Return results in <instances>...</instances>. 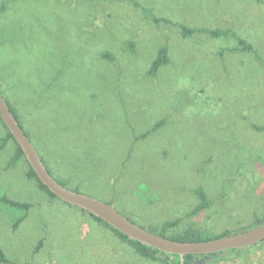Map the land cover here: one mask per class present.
Segmentation results:
<instances>
[{"label":"rangeland","instance_id":"obj_1","mask_svg":"<svg viewBox=\"0 0 264 264\" xmlns=\"http://www.w3.org/2000/svg\"><path fill=\"white\" fill-rule=\"evenodd\" d=\"M182 26L230 30L259 59ZM164 45L170 63L151 77ZM0 90L56 179L147 230L264 217V0H0ZM15 150L0 148V197L32 207L15 226L25 213L0 205V264H162L50 198L25 159L8 166ZM200 187L209 207L190 215ZM206 264H264V244Z\"/></svg>","mask_w":264,"mask_h":264},{"label":"water","instance_id":"obj_2","mask_svg":"<svg viewBox=\"0 0 264 264\" xmlns=\"http://www.w3.org/2000/svg\"><path fill=\"white\" fill-rule=\"evenodd\" d=\"M0 118L17 145L21 148L26 161L38 176L40 182L58 199L97 217L133 240L166 254L178 255L181 264H185V257L188 255L217 254L248 248L264 241V223L243 233L204 242H180L153 233L121 214L113 205L72 190L59 183L44 164L1 91Z\"/></svg>","mask_w":264,"mask_h":264},{"label":"trees","instance_id":"obj_3","mask_svg":"<svg viewBox=\"0 0 264 264\" xmlns=\"http://www.w3.org/2000/svg\"><path fill=\"white\" fill-rule=\"evenodd\" d=\"M146 15H147V17L149 19L154 21L156 24H159L161 21L168 22V21H166L164 19L160 21L156 17L151 16L149 12H146ZM181 32H182L183 37H185V38H187L189 36H192L196 32H200V33H203V34H208L209 36H211L213 38H220V37L234 38V39L237 40V43H238L237 47L226 49V51L229 50L232 53H235V52H248V53H251V54H255L257 59H259L255 47L252 44L248 43L246 40L239 38L234 32H232L230 30H224V31H222V30H208V29H205V28L189 29V28H186V27L182 26ZM105 56L110 58V59L113 58L111 55H109L107 53L105 54ZM169 63H170V57H169L168 48H167V45H164L162 48L159 49L156 58L153 60L151 66H150L148 74L151 77L157 76V74L160 71V69L162 67L168 65ZM6 101L8 102L9 106L11 107V110H12L13 114L15 115V117L17 118V120L19 121L20 125L24 129L22 121L19 118L16 109L14 108V106L7 99H6ZM0 123L7 130V128L5 127V125L2 122L1 118H0ZM255 128L257 130H259V131H263L264 130L263 127H255ZM24 131H25L27 137L30 139V134L25 129H24ZM9 140H12L15 143V145H16L15 153L10 158V160L8 162V166L12 167V166H15L19 162L20 159H22V158L25 159V157H24V154H23L21 148L17 145V143L15 142L14 138L12 137L11 133L8 130H7V136L4 139L0 140V142H1L0 148H3L4 145L6 144V142L9 141ZM42 160H43V162L45 164V161H44L43 158H42ZM50 173L52 174L51 171H50ZM27 178L29 180L36 181L39 189L41 191L45 192L50 198L59 200L54 194H52L47 189L46 186H44L40 182V180L38 179V176L34 173V171L31 169L30 166H29V172L27 173ZM56 180L59 183H61L63 186L67 187L66 183L64 181H59L58 179H56ZM75 191L79 192L78 190H75ZM195 192H196L197 196L200 199V204L198 206H196V208L190 213V215H195V214H198L200 212H204L209 207V200H208V198H207V196L205 194V191L200 187V188L196 189ZM1 204L10 207L13 210L22 211V212L25 213L24 217H21L20 219H18V221L16 222L15 226H17L20 222H22L24 220L26 214L28 213V211L32 207V204H30V203H24V202L16 201V200L10 199V198L5 197V196H1L0 197V205ZM109 204H111V203H109ZM0 215H1V209H0ZM90 216L96 222H99V223L103 224L105 227L109 228L120 239H122L125 242H127L130 245V247L134 250V252L139 257H142L143 259H147V260H152V261L159 260V261L162 262V264H181V260H180V257L178 255L166 254V253L161 252L159 250H156V249H154V248H152V247H150L148 245L142 244V243H140V242H138L136 240H133V239L123 235L118 230H116L115 228H113L109 224L105 223L104 221L98 219L97 217H94L92 215H90ZM195 223L196 222L191 221L183 229V231L178 232V233H170V232H168L170 227L178 226L180 224L178 221L166 222L163 225V229L161 231H158V230H150V231H152L153 233L159 234L162 237H166V238H169V239H172V240H175V241H180V242H204V241H211V240H214V239L222 238V237H225V236H230L232 234H239V233L246 232V231H248L250 229H253L255 227H258V226L262 225L264 223V217L263 218H258L257 217L255 219L254 224H252L248 228L234 230V231L226 230V231H224V232H222L220 234H209L206 231L198 230V229L195 228V226H197V224H195ZM259 244H264V241L262 243H259ZM259 244H257V245H259ZM257 245H254V246H257ZM218 254L219 253L211 254V255H200V256L199 255H188V256L185 257V264H206L211 259H214V257L218 256Z\"/></svg>","mask_w":264,"mask_h":264},{"label":"crops","instance_id":"obj_4","mask_svg":"<svg viewBox=\"0 0 264 264\" xmlns=\"http://www.w3.org/2000/svg\"><path fill=\"white\" fill-rule=\"evenodd\" d=\"M256 49V48H255Z\"/></svg>","mask_w":264,"mask_h":264}]
</instances>
